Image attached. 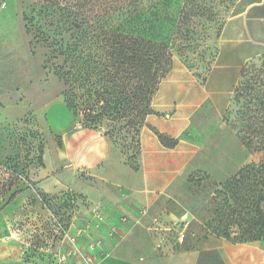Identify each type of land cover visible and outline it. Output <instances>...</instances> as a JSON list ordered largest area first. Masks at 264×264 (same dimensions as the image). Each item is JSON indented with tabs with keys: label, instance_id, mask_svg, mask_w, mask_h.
Instances as JSON below:
<instances>
[{
	"label": "rangeland",
	"instance_id": "1",
	"mask_svg": "<svg viewBox=\"0 0 264 264\" xmlns=\"http://www.w3.org/2000/svg\"><path fill=\"white\" fill-rule=\"evenodd\" d=\"M141 1L149 20H155L157 2L162 11L174 15L161 30L185 41L173 49V63L183 64L198 78L207 76L238 0ZM183 6L203 10L182 25L178 21ZM101 26L109 35L118 30L130 33V0H0V264H56L55 256L68 245L65 232L83 227L87 222L84 210L94 206L81 200L84 196L76 190L44 193L36 188L40 176L35 170L45 166L47 145L51 140L61 144L44 111L56 96L66 100L76 93L80 102L83 96V105L70 109L72 125L96 127L130 166L131 146L137 145L147 116L120 117L112 109L91 107L94 101L87 104L88 95L75 79L65 81L56 73L63 74L72 66L70 53H92L103 61L100 68L116 72L101 48ZM98 65L94 61L90 66ZM245 67L264 70V55ZM92 117L97 118L94 123ZM77 175L89 178L82 172ZM66 179L74 188L85 189L72 175L66 174ZM193 206L192 193L184 187L154 224V236L167 253L186 249L174 220H190L192 216L181 215Z\"/></svg>",
	"mask_w": 264,
	"mask_h": 264
},
{
	"label": "crops",
	"instance_id": "2",
	"mask_svg": "<svg viewBox=\"0 0 264 264\" xmlns=\"http://www.w3.org/2000/svg\"><path fill=\"white\" fill-rule=\"evenodd\" d=\"M262 55L264 0H238L206 78L173 63L161 80L140 134L137 158L130 166L103 132L72 125L74 116L64 97L56 96L45 106L49 126L61 144L51 140L47 145L45 166L35 170L40 176L36 188L44 193L78 191L84 196L81 200L94 205L84 210L86 221L96 208L106 214L107 223L99 234L105 236L107 252L97 264H264V241L235 244L211 236L195 248L167 253L153 232L193 172L224 182L256 159L223 116L242 69ZM160 134L175 145L166 146ZM78 172L91 179L79 177ZM66 174L84 183L85 189L74 188ZM183 215L189 219L192 213L185 210ZM190 220H181L179 231L184 232L183 225ZM111 227L116 231L109 237Z\"/></svg>",
	"mask_w": 264,
	"mask_h": 264
},
{
	"label": "trees",
	"instance_id": "3",
	"mask_svg": "<svg viewBox=\"0 0 264 264\" xmlns=\"http://www.w3.org/2000/svg\"><path fill=\"white\" fill-rule=\"evenodd\" d=\"M153 9L155 20H149L144 3L130 0V33L118 30L109 35L101 26L104 31L101 48L116 72L111 67L100 68L103 61L92 53H70L72 66L63 74L56 73L65 81L75 79L73 82L79 83V88L88 95L87 104L94 101L95 106L91 107L112 109L120 117L147 116L152 112L154 93L173 66V49L185 44L179 38L161 33L165 21L174 15L162 11L158 2ZM202 10L200 6L190 9L183 6L178 22L187 24ZM164 13L166 16L161 19ZM94 61L99 68L90 66ZM79 64L87 66L81 69ZM245 66L223 119L256 159L224 182H216L202 171L189 176L185 188L192 193L194 206L190 210L193 218L183 225L182 244L187 250L211 236L238 243L264 241V70ZM72 96H66L65 100L69 109L83 105V96L81 102L76 93ZM95 120L91 118L93 123ZM159 138L168 147L175 145V141L163 134ZM139 142L140 137L137 145L131 146L130 163L137 158Z\"/></svg>",
	"mask_w": 264,
	"mask_h": 264
},
{
	"label": "built area",
	"instance_id": "4",
	"mask_svg": "<svg viewBox=\"0 0 264 264\" xmlns=\"http://www.w3.org/2000/svg\"><path fill=\"white\" fill-rule=\"evenodd\" d=\"M106 223V214L96 208L83 227L77 228L75 233L65 232L64 238L68 245L55 256L56 264H97L107 252L105 236L99 234ZM115 231V227H111L109 237ZM184 237L185 233L180 231L179 240L183 241Z\"/></svg>",
	"mask_w": 264,
	"mask_h": 264
},
{
	"label": "water",
	"instance_id": "5",
	"mask_svg": "<svg viewBox=\"0 0 264 264\" xmlns=\"http://www.w3.org/2000/svg\"><path fill=\"white\" fill-rule=\"evenodd\" d=\"M181 224H182V221L179 220L174 225H175L176 228H179L181 226Z\"/></svg>",
	"mask_w": 264,
	"mask_h": 264
}]
</instances>
